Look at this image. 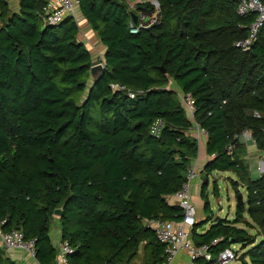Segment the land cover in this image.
Listing matches in <instances>:
<instances>
[{
  "label": "trees",
  "instance_id": "trees-1",
  "mask_svg": "<svg viewBox=\"0 0 264 264\" xmlns=\"http://www.w3.org/2000/svg\"><path fill=\"white\" fill-rule=\"evenodd\" d=\"M155 1L157 21L131 33L135 12L123 1L77 0L75 18L103 47L94 80L75 19L46 25V0H19L16 13L0 0L1 229L34 240L38 264L55 260L49 231L57 208L59 240L73 249L67 264H130L138 253L141 264H159L162 245L147 222L181 218L168 197L196 158L193 125L206 132L199 198L207 214L191 229L193 244L209 245L206 264L233 244L239 264H264V173L251 178L245 145L233 138L248 131L264 152V23L241 50L234 43L246 38L254 14L237 15L235 0ZM168 79L176 91L166 89ZM177 93L191 95L192 117ZM156 119L163 126L155 138L148 130ZM214 172L233 176L231 221L208 215ZM0 264H12L1 248Z\"/></svg>",
  "mask_w": 264,
  "mask_h": 264
},
{
  "label": "built area",
  "instance_id": "built-area-1",
  "mask_svg": "<svg viewBox=\"0 0 264 264\" xmlns=\"http://www.w3.org/2000/svg\"><path fill=\"white\" fill-rule=\"evenodd\" d=\"M126 5L128 11L135 12V22H129L130 32L135 33L138 28H146L150 24L157 21V4L155 0H121ZM235 12L239 16L254 14V19L248 25V33L244 40L234 43V47L241 50H246L249 45L255 40L259 28L264 23V2L260 0H235ZM149 3L154 8V13L146 15L144 11H134L135 5ZM77 5V0H46L42 8L44 22L46 25H57L65 16L75 19L74 8ZM90 51L97 55V63L102 65V60L98 56L96 50L91 47ZM112 91H125L127 97L133 98V94L127 91L123 86L111 84ZM177 98L189 117H192L194 112V101L189 93H177ZM163 126L161 120H154L150 126L148 133L152 137H158ZM191 129L196 131V136H206L203 129L193 125ZM234 139L239 140L243 145H253V141L248 131H242L239 135H235ZM197 141V139H195ZM264 156V152H262ZM214 154L210 155V158ZM194 161V160H193ZM191 164L186 168L184 174V182L179 190L173 195L175 204L181 210V218L178 222H168L160 220H152L147 222V226L153 231L155 240L162 245L161 261L159 264H171L178 252H183L185 260L183 264H195L197 260L208 262L211 259L209 245L195 246L191 240V229L195 224L194 208L189 201V183L196 176V163ZM264 169V167H263ZM259 170V168H258ZM0 222V248L8 250L15 249L24 252L27 256L34 259V240L23 239L21 233L17 230L3 231ZM221 241V238L213 240L210 245ZM55 260L53 264H67V256L73 252L67 241L58 240L55 243ZM238 255L229 248L223 249L215 258L218 264H228L237 260Z\"/></svg>",
  "mask_w": 264,
  "mask_h": 264
},
{
  "label": "rangeland",
  "instance_id": "rangeland-1",
  "mask_svg": "<svg viewBox=\"0 0 264 264\" xmlns=\"http://www.w3.org/2000/svg\"><path fill=\"white\" fill-rule=\"evenodd\" d=\"M166 88L168 90H171V91L177 90L172 79H168V82L166 84ZM192 134L196 135V131L194 129H192ZM192 138H195V137H192ZM249 147H251V145H248L245 147V149H246L245 160L248 164V167L253 165L256 161L259 165V163L261 161L260 166L258 168L260 170V174L264 173V170L263 171L261 170V168L264 167V156L262 155L261 158L257 157L253 153L254 151L252 150V148H249ZM199 151H202V146L200 147ZM228 177L232 179L233 176L228 174V173L214 172V173H211L207 177V187H206L205 193L207 195V202H208V206H209L208 215L210 214L212 216V219L214 217H217L219 219H226L228 221H231L233 218L235 200L233 197L232 190H231L229 183H228ZM202 179H203L202 174L199 173L198 167H197L196 168V176L189 183V201L194 208L195 223L202 221L205 218V216L207 215L202 210L203 202L199 198V185L203 181ZM213 185H215V187H216V191H217L216 197L212 195ZM239 192H240V194H242L243 191L240 189ZM172 201H174V200L172 199ZM243 214H244V218L247 219V216L245 213V204H244ZM55 217H57V216L54 215V218ZM200 217H203V219L198 220V218H200ZM52 222L53 223H51V226H50L49 237H50V239H51V241L55 247L56 246L55 245L56 240H55L54 236H55V232L57 231V228H58V221L56 219H52ZM249 232L252 234L254 231H249ZM229 249L232 250L233 252H235L237 255L241 254V252H242L239 244L230 245ZM7 252L20 253L21 251L15 250V249H8ZM182 258H183V254H182V257L180 259H182ZM180 259L175 258V260H174L175 263L174 262L173 263L177 264V262ZM130 264H141V254L138 253L137 256L132 260V262ZM180 264H183V262L181 263V261H180ZM195 264H206V263L203 260H197L195 262ZM213 264H218V263L214 262ZM228 264H239V262H238V260H235V261L229 262Z\"/></svg>",
  "mask_w": 264,
  "mask_h": 264
},
{
  "label": "crops",
  "instance_id": "crops-1",
  "mask_svg": "<svg viewBox=\"0 0 264 264\" xmlns=\"http://www.w3.org/2000/svg\"><path fill=\"white\" fill-rule=\"evenodd\" d=\"M142 1H145V0H142ZM3 2L5 3L6 8L10 12H12V13H16L17 12L19 0H3ZM75 21L77 22V25H78V28H79L78 40L86 47V49H88L89 54H90L91 59H92V63L93 64H96L97 63V55L94 54V53H92L90 51V49H91V47H93L96 50L98 56L100 58H102L103 47L99 43V40L96 37V35L83 22V20H82V18H81L80 15H78V14L76 15ZM188 134L189 135L191 134L190 136L195 137V139H197V141H196V144H197V152H196V158L194 159V161L196 163V168L198 167V171L200 173L201 168H202V165L206 161V156H205V153H204L205 137L204 136H202V137H199L198 136L197 137L195 134H192V129H190V131H189ZM201 146H202V151H199V149H200ZM249 148H252V150L254 151V152L253 151L252 152L257 157L261 158L262 152L256 151L252 146L249 147ZM260 163H261V161H260ZM260 163L258 165V163L256 161L253 165H251L249 167L251 178H256V177H258L260 175V170H258V167L260 166ZM261 170L263 171L264 169L261 168ZM199 187H200V185H199ZM241 196H242V203H243V206H244V204H245V198H244V193L243 192H242ZM172 199L174 200L173 196L168 197L169 203L175 204L176 203L175 200L172 201ZM52 219H56L58 221V219L56 217L54 218V216L52 217ZM52 219H51V223H53L52 222ZM201 219H203V217L198 218V220H201ZM50 226H51V224H50ZM54 238H55L56 243H57V241L59 240V223H58V228H57V231L55 232ZM52 245H53V243H52ZM2 251H3V258L7 259L12 264H38L34 259H32L29 256H27L22 251L20 253H17V252H12V253L11 252H7V250H5V249H2ZM182 254H183V252H178L177 255L175 256V258L176 259L177 258L180 259L182 257ZM175 258L172 260L171 264H174L175 263V261H174ZM184 260H185V255L183 254V258L180 259L177 262V264L178 263L180 264V261L182 263Z\"/></svg>",
  "mask_w": 264,
  "mask_h": 264
},
{
  "label": "water",
  "instance_id": "water-1",
  "mask_svg": "<svg viewBox=\"0 0 264 264\" xmlns=\"http://www.w3.org/2000/svg\"><path fill=\"white\" fill-rule=\"evenodd\" d=\"M129 17L132 21V23L135 22V16L133 14H129ZM103 71V66L101 64H95L93 66L90 67L89 69V75L90 77H92V79H96L97 76H99ZM205 182V181H203ZM53 215L57 216V217H60L62 212H61V208H57V209H54L53 210ZM217 219V217L213 218V221H215Z\"/></svg>",
  "mask_w": 264,
  "mask_h": 264
}]
</instances>
